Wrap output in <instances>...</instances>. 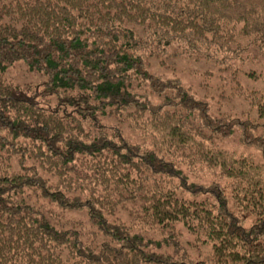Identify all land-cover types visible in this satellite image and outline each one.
I'll use <instances>...</instances> for the list:
<instances>
[{
	"label": "trees",
	"instance_id": "16d2710c",
	"mask_svg": "<svg viewBox=\"0 0 264 264\" xmlns=\"http://www.w3.org/2000/svg\"><path fill=\"white\" fill-rule=\"evenodd\" d=\"M234 30L264 40V0H0V264H264V90L248 93L257 118L214 117L180 82L154 79L143 66L151 49L176 39L186 53L228 65L242 48L225 55L230 43L205 35ZM20 60L46 76L54 101L23 96L24 87L5 78ZM142 78L172 89L159 112L135 92ZM146 115L158 118L160 147L132 144L103 123L110 117L140 129ZM236 130L261 159L220 146ZM182 167L210 171L216 180L194 188L213 203L185 195L198 194ZM40 197L85 206L102 240L87 244ZM131 204L137 218L126 225L115 215ZM178 225L210 243L212 255L180 254ZM164 245L178 253L157 252Z\"/></svg>",
	"mask_w": 264,
	"mask_h": 264
},
{
	"label": "rangeland",
	"instance_id": "374dc122",
	"mask_svg": "<svg viewBox=\"0 0 264 264\" xmlns=\"http://www.w3.org/2000/svg\"><path fill=\"white\" fill-rule=\"evenodd\" d=\"M223 30L227 33V29ZM138 33L143 37L147 32H143L141 29ZM225 33H221L220 31L217 32V35L215 34V36H213L211 32L205 36L210 41L216 37V41L223 44L224 41H228L230 43L229 47L231 48H229L225 55H229L230 53L235 54V48H242L241 50L239 48L237 56L235 54L234 58L226 63L228 65L220 64L217 59L214 58H202L194 53L188 54L185 52L187 50L184 48L183 43L179 42V39H176V41H170L160 50L156 51L154 49L153 51L151 49L152 52L144 57V69L154 79L156 78L162 82H168L172 86H174V81L180 82L181 86L189 90L190 94H194L197 98L199 97L202 99L214 117L228 116L229 118H236L242 117L246 113V115L255 117L257 115V110L251 103L248 93L252 94V91L264 90V40L261 38L257 40L254 35H248L245 34V32H242L237 37L236 30H234V35L230 34L232 37L226 36ZM155 46L156 44L150 46L147 42L145 47ZM212 47L214 48V46ZM4 76L12 83L24 87V91L19 94L23 96H34L38 101H45L46 98L54 101V97L51 98L47 91L44 90L46 76L36 69L29 68L24 61H17L13 65L7 67L4 71ZM134 80L136 82H134L135 92L140 93L142 95L141 98H146V100H144L145 102H141L147 104L148 106L146 108L150 110L156 109L159 112L161 110V104L170 99L171 96H174V94L170 92L172 89L156 90L155 87L150 84L151 81L149 79L142 78L140 81L139 79L137 81L136 79ZM137 84H139V90L138 88L136 89ZM168 102H170V100L167 101V103ZM52 105L54 106V103ZM140 122L144 123L140 125L139 129L131 126L128 122L119 121L118 119L116 120L110 117H105L103 119L105 125L118 127L121 133L124 134V139L132 144H139L140 146L146 147H154L156 145L155 148L160 147L158 141L163 140L165 134L161 130L158 118H149L148 115H146ZM261 130L262 129H260L259 132H261ZM233 132L231 136L221 140L220 146H222V148L235 154H253L257 159H261L260 152L254 146L243 144L239 140V132L237 130ZM200 170V167H196L195 171L182 167V176L185 175L188 179L187 186L191 187L190 189H192L194 194H198L194 196L187 190L185 195L197 200H201V197H203V199L213 203L215 200L211 195H207L201 190L194 188L195 184L204 183L203 185L207 186V184L216 180L215 178H211L210 181L207 174L211 173L207 168ZM132 173L136 176L135 171ZM132 173L130 171V174ZM221 181L222 180H220V182ZM49 182V184H56L57 177L50 179ZM175 183L178 186L180 185L176 181ZM73 190L77 195L80 188L74 186ZM74 193L69 192L66 195H75ZM66 195L64 194V197L67 199ZM37 201L46 206V208H49L51 210L49 212H52L53 215L56 214L61 225H64L63 227L67 228L74 226L76 229L80 228V232L83 236L82 238H85L87 244L96 245L98 241L102 240L103 237L96 231L95 226L90 221L88 215L89 211L85 206L78 209H69L47 197H40ZM229 206L235 209L231 200ZM138 207V204L122 207L117 211L115 216L119 215L120 219L126 225H132V222L137 218V215L135 214L133 216L132 213H135L134 210H137ZM236 212H240V210H236ZM178 226L182 227L181 225ZM184 229L185 228L182 227L183 233L180 236L181 247H178L180 254L187 251L193 258L212 255L213 248L210 243H203L200 240L196 241V237ZM135 230L137 229H134V231ZM143 233H145V237L155 240H160L164 237L162 233H155L153 231L142 232V234ZM157 252L174 254L177 250L174 247H167L164 245L162 248L158 249Z\"/></svg>",
	"mask_w": 264,
	"mask_h": 264
}]
</instances>
